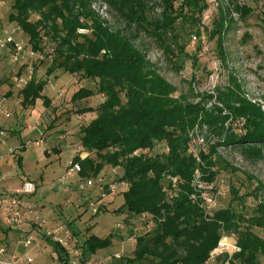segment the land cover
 Wrapping results in <instances>:
<instances>
[{"label":"trees","instance_id":"obj_1","mask_svg":"<svg viewBox=\"0 0 264 264\" xmlns=\"http://www.w3.org/2000/svg\"><path fill=\"white\" fill-rule=\"evenodd\" d=\"M93 1L12 0L8 21L20 28L24 43L37 56L48 40L54 45L50 59H33L49 60L48 75L62 71L94 86H80L73 102L93 95L103 98L96 107L76 111L95 117L78 131L86 156L73 161L80 164L81 177H97L105 167L121 169L119 181L126 184V191L119 209L127 220L145 215L151 222L149 231L134 237L133 257L118 264H206L222 231L235 237L240 252L230 258L224 255L220 264H263L261 184L253 190L255 204L250 213L240 203L238 210L231 204L208 216L191 202L190 195L196 170L205 181L214 180L210 168L221 167L215 152L220 144L239 145L246 159L264 163V112L231 89H218L215 99L220 106L214 104L209 110L206 103L212 95L200 96L191 88L188 94L176 95L177 89L135 43L146 38L173 70L181 71L183 62L190 59L186 40L193 33L200 35L207 0H99L107 6L114 25L92 9ZM234 9L241 17L250 12L245 5ZM228 17L229 8L220 7L213 21L211 37H218L219 48L231 22ZM45 86L46 81L33 77L19 90L21 106L32 107L39 99L50 106L42 94ZM229 119L242 121L241 134H230L209 153L200 151L196 156L191 136L195 126H206L221 136ZM160 146L165 151L153 153ZM228 167L225 163L224 168ZM168 177L178 179L176 196L171 198ZM232 194L234 202H242L236 191ZM109 246L110 238L90 235L82 242L83 259ZM53 249L64 262L62 249Z\"/></svg>","mask_w":264,"mask_h":264},{"label":"rangeland","instance_id":"obj_2","mask_svg":"<svg viewBox=\"0 0 264 264\" xmlns=\"http://www.w3.org/2000/svg\"><path fill=\"white\" fill-rule=\"evenodd\" d=\"M11 4L12 0H0V46L4 30L11 27L8 21ZM235 5H245L250 12L241 17L234 11ZM220 7L229 8L230 17L228 18L231 21L223 35L222 48L218 46V37H211L213 21L217 19ZM92 9L111 25L115 24L107 6L99 0L92 2ZM263 20L264 0H207V8L200 16V35L193 33L187 38L186 52L190 55V59L183 62L179 72L165 62L161 52L146 38H140L135 43L150 62L157 65L160 74L177 89L176 95L188 94L190 88L194 90V94L200 96L212 95L213 99L206 103V108L209 110L214 104L220 106L215 99L218 96V89L222 92L231 89L239 91L248 101L260 106L264 112ZM20 37L22 40L25 38L21 34ZM47 46L54 47L50 40L47 41ZM48 61L27 58L13 63L9 49L0 47V102H4L11 112L8 120L14 121L17 115L16 110L23 108L19 90L27 74L25 67L29 64H32L34 69L35 80L46 81L43 96L47 98L50 106L44 103L43 106L52 112L48 121L53 120L51 123L43 121L45 127L42 128V135L29 137L26 141V150L19 152L22 157L20 163H16L18 154L12 152L13 171L6 175L7 177L0 174V192H9L13 185L23 180L33 182L36 185V193L30 197L31 203L53 223L66 225L71 230L73 236L79 241L76 247L79 252H82V242L90 235L100 239L110 238V246L97 251L92 258L104 259L106 264H118L122 259L133 257L134 237L143 234V231L137 229L150 221L138 218L127 220L126 214L119 209L123 204V193L126 191V186H122L119 181L121 169L105 167L97 177L91 174L85 177L78 176L80 179L78 183L91 179L94 185L82 192L78 191L77 187V191L71 189L68 193H62L63 187L72 181L60 182V179L76 155L75 149L79 146V126L91 120L90 114L79 115L76 111L85 107H96L103 102V99L100 95H93L84 101L73 102L72 96L80 86L91 89L94 86L82 82L77 75L64 74L62 71H55L48 75L50 65ZM57 92H62V97H58ZM241 132L242 121L231 119L224 124L221 136L211 132L206 126H202L201 129L198 127L195 136L198 137L199 142L195 140L192 144L194 153L196 156L200 151L209 153L212 146L223 143L228 135H239ZM39 140L43 142L42 146L36 145ZM57 149L58 155L54 153ZM163 150L165 151V147L160 146L153 153ZM215 152L222 161L221 167L210 168V171L215 173L214 180L218 192L217 210L231 204L238 210L241 203L247 209L246 212L250 213V209L255 204L254 188L257 183L264 188V163L246 159L239 145L220 144ZM225 163L229 164L228 168H224ZM36 164L39 166L38 171L34 168ZM40 175L45 176L47 180L43 179L46 180V184H42ZM249 177L253 180H249ZM109 185H115L116 189L107 193ZM44 187H46L45 191ZM232 190L238 193L242 202L233 201ZM103 192L105 196L102 197ZM48 195L50 196L47 197ZM258 195L264 197V190H261ZM65 196L66 199H64ZM41 201L45 205H52L50 209L52 213L48 211V208L41 207ZM0 227L6 229L1 209ZM230 238L236 242L234 236L230 235ZM223 256L209 259L206 264H220Z\"/></svg>","mask_w":264,"mask_h":264},{"label":"built area","instance_id":"obj_3","mask_svg":"<svg viewBox=\"0 0 264 264\" xmlns=\"http://www.w3.org/2000/svg\"><path fill=\"white\" fill-rule=\"evenodd\" d=\"M20 34V28L15 25H11V27L3 32V41L0 47L9 49L11 52V61L13 63L21 62L27 58H51L52 49L47 46L46 42L42 55L37 56V54L24 43ZM25 69L27 74L24 79V84L29 82L34 74L32 64L26 65ZM57 96L62 97V92H57ZM0 116H3L5 119L11 117V112L4 102H0ZM197 130L198 126H195L191 132L192 143H194L195 140L199 142L198 137L195 136ZM0 135L3 136L4 132L1 131ZM42 144L43 142L41 140L36 142L37 146H42ZM9 152L12 153V150ZM136 154L137 153H135V155ZM77 156L83 159L86 155L82 151H79ZM1 159L2 156L0 155V160ZM80 172V164L74 162L72 159L66 167L60 182L73 180L79 176ZM168 180L172 190L169 196L171 198L172 196H176L178 179L176 177H168ZM191 184L193 188V193L190 195L191 202L197 205L205 215L211 216L218 207L216 181H205L203 179V174L199 170H196L193 174ZM93 185V181L89 179L79 184L78 190L82 192ZM121 185L126 186L125 183H121ZM115 189V185H109L107 193ZM35 192L36 185L31 181L25 180L13 191L0 193V209L6 227L8 229L23 226L27 228L22 237L17 241L13 250H10V248L0 240V264H42L39 263L38 260V258L41 257L49 258L44 264H106L104 259L92 258V256L88 259H83L82 252L76 249L79 241L73 236L71 230L66 225L53 223L49 218L40 213L37 206L31 203L30 197ZM101 196H105V193L103 192ZM138 219L149 221L150 218L141 215ZM144 224L145 225H141L137 230L143 231V233L149 231L151 222ZM53 246L62 249L65 256L64 262L58 259ZM32 250H36V255L30 254ZM239 252L240 248L237 246V243L232 241L230 236L222 231L216 247L210 253L209 259H214L221 255L230 258L233 254Z\"/></svg>","mask_w":264,"mask_h":264},{"label":"crops","instance_id":"obj_4","mask_svg":"<svg viewBox=\"0 0 264 264\" xmlns=\"http://www.w3.org/2000/svg\"><path fill=\"white\" fill-rule=\"evenodd\" d=\"M24 85L25 84H21L20 89ZM16 114H17L16 119L14 121L12 119L8 120V119H5L3 116H0V132L1 131L4 132L3 136L0 135V155L2 156V159L0 160V174L2 176L9 175V173L13 171L14 155H12V153H10L9 151L12 150V152H14L15 154H18V157L16 158V163H20L22 160V157H20L19 152H24L26 150L27 148L26 141L29 139V137L33 135H39V136L42 135L43 134L42 128L45 127V125L43 124V121H45L46 123H51L53 121V120L48 121V118L52 114V112L50 109H46L43 106V100L41 101L40 99L36 100L35 104L32 107L21 108L20 110H16ZM86 114L91 115V120L94 119L93 117L94 113H86ZM81 126L82 125H80L79 127ZM81 150L83 149L80 147V143H79V146L78 147L76 146V149H75L76 151L75 157L78 155V152ZM58 151H59L58 149L54 150V153L58 155ZM34 168H36L38 171V168H39L38 164H36ZM43 178H45V176L43 177L41 176L40 180L41 181L43 180L42 184H46L47 179L45 178L46 180H44ZM79 180L80 179L77 177L75 181L73 180L70 181V183L67 184V186L63 187L62 193L64 194L68 193L70 192L71 189L72 190L74 189L77 191V187L80 184L78 183ZM23 181L19 182L17 185H13V187L10 188L8 191L11 192L17 187H19ZM45 190H46V187H44V191ZM44 194L45 192L43 193V195ZM50 195H48L47 197H49ZM64 199H66V196L64 197ZM40 205L41 207L48 208V211L52 213V211H50V209L52 208V205H49V204L45 205L43 204L42 201ZM26 230L27 228L24 226L16 227L13 229H8L7 227L6 229H2L0 227V240L4 242L10 248V250H13L14 247L16 246L17 241L22 237V235L24 234ZM30 254L36 255V250H32ZM48 259H49L48 257L38 258L39 263H42V264L46 263Z\"/></svg>","mask_w":264,"mask_h":264}]
</instances>
